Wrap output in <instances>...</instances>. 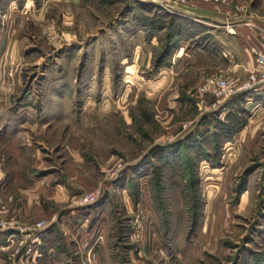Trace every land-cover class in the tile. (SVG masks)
Masks as SVG:
<instances>
[{
    "label": "rangeland",
    "instance_id": "1",
    "mask_svg": "<svg viewBox=\"0 0 264 264\" xmlns=\"http://www.w3.org/2000/svg\"><path fill=\"white\" fill-rule=\"evenodd\" d=\"M211 1L264 35V0ZM184 4L0 0V156L33 154L75 213L38 264H264V115L197 92L222 72Z\"/></svg>",
    "mask_w": 264,
    "mask_h": 264
},
{
    "label": "crops",
    "instance_id": "2",
    "mask_svg": "<svg viewBox=\"0 0 264 264\" xmlns=\"http://www.w3.org/2000/svg\"><path fill=\"white\" fill-rule=\"evenodd\" d=\"M188 1L193 6L184 4L180 5V9L186 15L183 16L184 18H189L201 26L200 34L203 43L197 53L198 56L204 58L203 60H213V71L226 73L229 77L232 76L238 80L244 78L247 71L255 67L254 54L264 55L262 32H255L251 27L244 26L245 24H235L231 18L234 11L228 5L213 1L209 3H203L200 0ZM211 42L213 44L209 45ZM173 67L175 63L171 61L165 68L170 78L177 74V71H172ZM197 68L199 75L208 72L200 65ZM192 70L186 72H189V77L196 74V71ZM237 97L240 98L243 107L249 110L247 120L252 118L257 125L260 124L264 115V88L257 92L239 93ZM246 124L247 121L242 124V127ZM241 130L240 127L236 132ZM0 145L2 150L3 145L1 143ZM6 146L12 149L21 148L18 143H13V140ZM10 153L0 156L1 256L11 264L15 261L16 264L42 263L45 261H40L41 258L55 257L58 245L68 242L66 233L62 232L60 236V232L62 227L67 226L66 220L68 221V218L72 220L75 213L68 211L66 214L65 210L62 216L56 219L55 204L65 200L64 182L55 187L48 174L35 177L31 172L39 163L33 154L30 155L31 162H22L19 159L16 160L18 156H14L13 152ZM41 219L44 220L45 226L41 230L33 229L32 222ZM12 220L16 221V225ZM26 246L29 248V253L23 255L22 250Z\"/></svg>",
    "mask_w": 264,
    "mask_h": 264
},
{
    "label": "built area",
    "instance_id": "3",
    "mask_svg": "<svg viewBox=\"0 0 264 264\" xmlns=\"http://www.w3.org/2000/svg\"><path fill=\"white\" fill-rule=\"evenodd\" d=\"M160 7L166 10H172L171 4L180 3L183 0H154ZM201 2H210V0H200ZM172 12V11H171ZM177 14V13H176ZM255 67L248 70L246 76L241 79H235L232 76L225 74H213V76H206L202 78L201 82L197 86V92L207 96L224 100L230 98V96L244 93L246 91H261L264 88V55L256 53L254 54ZM98 191L95 189L88 190V192L82 193L78 198L79 203H88L93 201L97 196ZM16 225V221L12 220ZM45 226L43 219L32 222V228L35 230H41ZM21 245V243H20ZM29 248L26 246L22 250L23 255H28Z\"/></svg>",
    "mask_w": 264,
    "mask_h": 264
},
{
    "label": "trees",
    "instance_id": "4",
    "mask_svg": "<svg viewBox=\"0 0 264 264\" xmlns=\"http://www.w3.org/2000/svg\"><path fill=\"white\" fill-rule=\"evenodd\" d=\"M139 3L142 4V5H145V6H146V5H149V6H156V5L151 4V3H150V4H149V3L145 4V3H141V2H139Z\"/></svg>",
    "mask_w": 264,
    "mask_h": 264
}]
</instances>
